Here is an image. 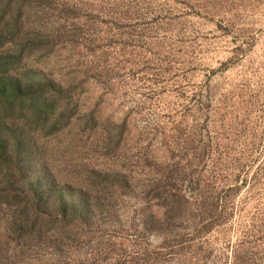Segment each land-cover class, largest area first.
I'll use <instances>...</instances> for the list:
<instances>
[{
	"label": "rangeland",
	"instance_id": "obj_1",
	"mask_svg": "<svg viewBox=\"0 0 264 264\" xmlns=\"http://www.w3.org/2000/svg\"><path fill=\"white\" fill-rule=\"evenodd\" d=\"M57 2L74 12L61 18L66 30L80 32L59 60L105 75L83 103L103 96L100 114L131 116L183 170L187 219L148 234L143 201L128 200L114 227L120 264H264V0ZM67 74L53 79L64 85ZM103 159L93 160L114 161ZM72 260L106 264L85 249Z\"/></svg>",
	"mask_w": 264,
	"mask_h": 264
},
{
	"label": "trees",
	"instance_id": "obj_2",
	"mask_svg": "<svg viewBox=\"0 0 264 264\" xmlns=\"http://www.w3.org/2000/svg\"><path fill=\"white\" fill-rule=\"evenodd\" d=\"M68 14L57 0H0V264H72L81 249L89 263L120 264L114 227L131 198L145 205L148 234L187 219L183 170L131 116L100 114L103 96L83 103L105 75L67 72L59 60L80 36L62 23ZM60 73H72L68 83L53 79ZM95 157L114 161L99 168Z\"/></svg>",
	"mask_w": 264,
	"mask_h": 264
}]
</instances>
